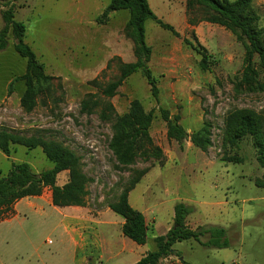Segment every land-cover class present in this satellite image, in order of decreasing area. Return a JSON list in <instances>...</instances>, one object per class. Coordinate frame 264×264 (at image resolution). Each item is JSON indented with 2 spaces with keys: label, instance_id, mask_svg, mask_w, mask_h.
<instances>
[{
  "label": "rangeland",
  "instance_id": "374dc122",
  "mask_svg": "<svg viewBox=\"0 0 264 264\" xmlns=\"http://www.w3.org/2000/svg\"><path fill=\"white\" fill-rule=\"evenodd\" d=\"M0 2L5 6L7 1ZM111 2L18 0L0 9V30L4 26L2 11L13 6L15 20L26 26L25 42L36 53L45 73L55 78L56 86L53 99H40L31 113L22 109L25 83H16L11 94L9 85L25 74L27 61L15 51L11 35L9 47L0 52V130L57 141L80 156L82 171L92 180L85 210L92 219L123 222L109 206L131 181L146 172L129 197L132 207L145 215L149 225V241L143 250L156 249L153 239L165 235L173 226L174 207L179 202L193 210L187 219L190 228L226 229L230 248L205 249L195 241L177 243L174 250L183 260L174 255L159 264H264V165L258 161L255 138L246 136L233 141V126L229 124L231 118L244 114L264 121V89L236 90L243 74L247 39L239 41L226 27L206 22L201 10L188 11L187 0H148L155 15L181 36L175 37L153 21L146 23V40L153 52L150 68L158 81L159 101L137 73L111 100L115 116L104 122L101 110L83 114L82 101L88 95L104 98L103 89L120 75L116 59L123 63L136 61L134 44L124 33L129 12H116L104 24L98 22ZM249 15L256 16V26L264 29V0H255ZM195 37L211 56L209 71L200 69L201 56L183 43L188 39L196 44ZM254 67L258 81L264 85V69L258 56ZM135 100L146 112L155 109L150 135L163 157L137 159L125 166L118 162L110 145L116 119L127 114ZM160 109L170 111L173 118L179 116L180 125L189 134L207 127L211 147L203 152L189 141L182 145L170 141ZM13 163H27L35 173L54 167L41 149L29 151L13 146L9 158L0 150V177L11 171ZM68 178V173H62L57 184L64 185ZM71 209L45 204L43 215L28 213L26 218L15 221L7 228L10 237L17 240L10 244L1 241V255L14 264H76L83 252L62 236L69 221L60 210L67 213ZM44 221L50 226H42ZM90 262L129 261H101L96 257Z\"/></svg>",
  "mask_w": 264,
  "mask_h": 264
},
{
  "label": "trees",
  "instance_id": "16d2710c",
  "mask_svg": "<svg viewBox=\"0 0 264 264\" xmlns=\"http://www.w3.org/2000/svg\"><path fill=\"white\" fill-rule=\"evenodd\" d=\"M7 1L4 6L0 2V9L7 7L14 1ZM255 0H187L188 11L201 10L205 13V21L221 25L229 29L240 41L245 37L248 44L245 46L244 69L241 80L236 85L237 92H258L264 85L258 81V73L254 67L255 57L258 56L264 69V29H259L256 24L258 18L249 15V10ZM120 11L129 12V20L125 27V36L130 39L135 48L136 61L123 63L118 61L120 75L109 83L102 91L104 98L97 95H88L81 103V112L92 115L101 110L100 119L104 122L115 116V107L111 100L116 97L118 90L131 76L140 73L151 87L153 98L159 101V88L157 78L152 73L150 63L152 48L146 40V23L153 21L162 29L170 31L175 37H181L175 28L160 20L151 10L148 0H112L105 9L98 22L104 24L109 16ZM3 28L0 30V52L9 47L10 36L14 39V48L17 54L27 61L24 75L14 78L9 85V94L12 93L16 83L24 82L25 91L21 97V107L27 112H33L40 99H53L56 94L55 78L45 73L44 66L39 62L36 53L25 42L26 26L15 20L13 6L2 11ZM196 44L188 39L183 43L193 52L201 56L199 64L203 72L210 70L208 50L203 47L195 37ZM111 65H108L110 67ZM162 120L167 124V137L170 141L182 145L189 141L197 149L206 152L212 145L211 134L207 127L189 134L181 125V118L172 117L170 111L160 109ZM229 123L230 135L233 141L252 136L258 148V161L264 165V121L251 114L235 116ZM155 119V109L146 112L142 104L135 100L131 103L129 112L118 117L113 126L114 136L111 149L121 165H131L137 159L143 161L160 160L163 157L161 148L155 145L150 130ZM13 146H20L34 151L41 149L46 158L54 164L53 169L35 173L27 163H13L11 171L0 177V222L14 215V206L25 198L40 197L46 188L52 191V204L57 208L86 207L89 196L88 186L92 182L82 171V160L75 152L64 144L45 140L38 137H26L11 134L0 130V150L6 157L12 155ZM62 173H68L69 178L63 186L57 184V178ZM146 172L131 181L118 200L110 204L109 208L124 220L123 235L139 246L147 245L149 241V225L145 215L134 209L130 204V194L141 181ZM192 208L179 202L174 207L173 226L162 236L153 239L156 249L149 252L136 264H159L171 256L182 259L176 254L174 246L177 243L195 241L205 249H227L231 247L227 239V231L223 227H198L196 230L187 224ZM204 238H207L204 241ZM187 264V262H182ZM88 264H94L89 262Z\"/></svg>",
  "mask_w": 264,
  "mask_h": 264
},
{
  "label": "crops",
  "instance_id": "0c3cea01",
  "mask_svg": "<svg viewBox=\"0 0 264 264\" xmlns=\"http://www.w3.org/2000/svg\"><path fill=\"white\" fill-rule=\"evenodd\" d=\"M63 186V185H62ZM49 194L46 195V192ZM52 191L46 188L40 197L25 198L17 202L14 206V215L0 222V242L10 244L13 239L9 235L8 226L14 225L15 221L21 218H26L28 213L43 215V205L47 204L53 207ZM72 208L69 212L60 213L68 224L64 225L62 236L70 241L72 245L79 248L83 252L82 259L76 264H88L93 258H99L101 261L112 260H128L124 264H136L149 252L143 250L145 246H139L126 238L123 235V222L106 223L99 217L92 219L88 217L89 212H86V207H66L59 209ZM59 211V210H58ZM42 226H50L44 221ZM171 227L168 228V231ZM12 229V228H10ZM30 242V241H29ZM23 243V242H22ZM25 244V243H24ZM26 245V244H25ZM88 249V251H87ZM87 251V253H86ZM1 252V251H0ZM9 255V250L7 251ZM92 254V257L88 254ZM0 264H14L0 253Z\"/></svg>",
  "mask_w": 264,
  "mask_h": 264
},
{
  "label": "water",
  "instance_id": "95a60500",
  "mask_svg": "<svg viewBox=\"0 0 264 264\" xmlns=\"http://www.w3.org/2000/svg\"><path fill=\"white\" fill-rule=\"evenodd\" d=\"M183 260V259H182Z\"/></svg>",
  "mask_w": 264,
  "mask_h": 264
}]
</instances>
